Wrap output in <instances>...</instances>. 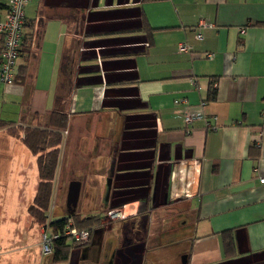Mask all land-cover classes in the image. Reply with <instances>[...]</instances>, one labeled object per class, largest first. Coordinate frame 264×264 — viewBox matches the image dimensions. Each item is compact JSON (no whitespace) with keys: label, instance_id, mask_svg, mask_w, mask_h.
Listing matches in <instances>:
<instances>
[{"label":"crops","instance_id":"obj_1","mask_svg":"<svg viewBox=\"0 0 264 264\" xmlns=\"http://www.w3.org/2000/svg\"><path fill=\"white\" fill-rule=\"evenodd\" d=\"M26 17L0 81L1 264L41 237L37 157L7 131L52 112L68 124L50 222L129 216L69 264H264V0H30Z\"/></svg>","mask_w":264,"mask_h":264},{"label":"trees","instance_id":"obj_2","mask_svg":"<svg viewBox=\"0 0 264 264\" xmlns=\"http://www.w3.org/2000/svg\"><path fill=\"white\" fill-rule=\"evenodd\" d=\"M28 24L26 17L23 37L25 27H28ZM22 46L23 39L21 50ZM35 117L39 120L38 125L26 124L24 127L19 126L17 128L11 125L7 131L9 135L21 139L31 153L37 157L39 184L35 199L29 207L28 213L36 224L42 226L44 229H49L50 227V231L53 233L62 231L64 225L67 223L66 221L69 219L73 221L72 224L77 229L87 230L92 233L95 226L100 222L99 217L81 218L79 215L69 214L65 219L49 222V209L53 194V185L60 160V146L63 141L64 132L67 129L68 116L63 112H52L44 116L38 115ZM72 247L73 245L68 244L65 239L59 240L54 247L51 262L54 264H64L68 262Z\"/></svg>","mask_w":264,"mask_h":264},{"label":"built area","instance_id":"obj_3","mask_svg":"<svg viewBox=\"0 0 264 264\" xmlns=\"http://www.w3.org/2000/svg\"><path fill=\"white\" fill-rule=\"evenodd\" d=\"M30 0H10L7 16L0 20V35L4 38V46L1 52L0 81L5 85L15 83V69L20 58V50L23 39L24 26L26 24V6ZM240 33H245L244 29ZM202 35H198L201 39ZM180 51H186V46H180ZM194 120L193 116L186 118L187 124ZM109 221L125 220L128 215L122 209H110L107 213ZM69 221V220H68ZM50 228V227H49ZM51 229H43L42 254L50 257L54 247L60 239H65L68 243L78 246H88L91 235L87 230H77L72 223H66L62 231L53 233Z\"/></svg>","mask_w":264,"mask_h":264},{"label":"rangeland","instance_id":"obj_4","mask_svg":"<svg viewBox=\"0 0 264 264\" xmlns=\"http://www.w3.org/2000/svg\"><path fill=\"white\" fill-rule=\"evenodd\" d=\"M62 184L63 183H61V181H60V186H62ZM66 190H67V186H66V188L65 187L62 188L60 190L59 197L65 195V191ZM55 205H57L56 206L57 208H60L58 206V204H55ZM119 209H122L125 212V209L124 208H119ZM108 211L109 210L105 211L104 217L102 219H100L99 224H102V225H106L107 226V225H111V224L123 222V221H125L129 217L128 216L125 220H120V221H116V222L109 221L110 219L107 217ZM62 214L65 216L63 219H65V218L68 217L67 212L65 210V207L62 210ZM79 216L81 218H83V215H79ZM50 220H49V222H50ZM66 222L72 223L73 221L71 219H69V221H66ZM34 224H35V222L32 223V225H34ZM99 224L97 226H95V228L98 227V226H100ZM35 225L37 226V229L39 230V232L41 234V237H40V235L37 232H34V231L32 232L33 227L31 228V231L29 230L30 233L28 232V236L23 235V242L25 240V245H26L25 248H27V249L29 248L30 249V252H31V254L29 253L30 254V257L27 256L25 258L24 257H21V258H18V259L17 258H11L10 257V258H7V260H6V263L7 264H54L53 262L50 261L53 255L50 256V257H46V256H44L42 254L41 245H42V235H43V229L44 228L42 226H39L38 224H35ZM74 228L77 229L76 227H74ZM77 230H79V229H77ZM90 235H91V232H90ZM62 239H60V240H62ZM90 243H91V241H90ZM68 244H70V243H68ZM89 245L90 244H88V246ZM85 247H87V246H85ZM85 247L84 246H78V245H74L73 244V247H72L71 252H70V257H71V254L73 253L74 250H80V249H83ZM69 261L70 260H68V262H66L64 264H69ZM1 263H2V255L0 253V264Z\"/></svg>","mask_w":264,"mask_h":264},{"label":"water","instance_id":"obj_5","mask_svg":"<svg viewBox=\"0 0 264 264\" xmlns=\"http://www.w3.org/2000/svg\"><path fill=\"white\" fill-rule=\"evenodd\" d=\"M79 188H80L79 183L77 182L71 183L70 188H69V194H68V206L69 207L71 205L76 206L78 195H79Z\"/></svg>","mask_w":264,"mask_h":264}]
</instances>
